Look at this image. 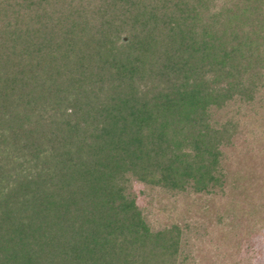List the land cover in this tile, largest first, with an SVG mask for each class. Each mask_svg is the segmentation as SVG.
<instances>
[{
    "label": "trees",
    "instance_id": "trees-1",
    "mask_svg": "<svg viewBox=\"0 0 264 264\" xmlns=\"http://www.w3.org/2000/svg\"><path fill=\"white\" fill-rule=\"evenodd\" d=\"M249 112L264 0H0V264L192 263L134 183L228 189Z\"/></svg>",
    "mask_w": 264,
    "mask_h": 264
},
{
    "label": "rangeland",
    "instance_id": "rangeland-1",
    "mask_svg": "<svg viewBox=\"0 0 264 264\" xmlns=\"http://www.w3.org/2000/svg\"><path fill=\"white\" fill-rule=\"evenodd\" d=\"M253 117L240 118L227 148L232 170L228 189L173 196L134 183L137 201L153 225L191 224L189 264H264V125ZM238 171L243 175L234 179Z\"/></svg>",
    "mask_w": 264,
    "mask_h": 264
}]
</instances>
